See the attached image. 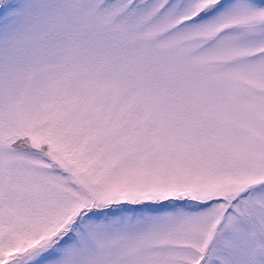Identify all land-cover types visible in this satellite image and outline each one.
Wrapping results in <instances>:
<instances>
[{
  "label": "snow or ice",
  "instance_id": "obj_1",
  "mask_svg": "<svg viewBox=\"0 0 264 264\" xmlns=\"http://www.w3.org/2000/svg\"><path fill=\"white\" fill-rule=\"evenodd\" d=\"M0 264H264V0H0Z\"/></svg>",
  "mask_w": 264,
  "mask_h": 264
}]
</instances>
